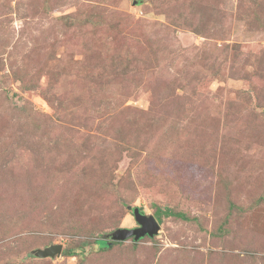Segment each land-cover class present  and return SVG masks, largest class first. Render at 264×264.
<instances>
[{"label": "rangeland", "instance_id": "obj_1", "mask_svg": "<svg viewBox=\"0 0 264 264\" xmlns=\"http://www.w3.org/2000/svg\"><path fill=\"white\" fill-rule=\"evenodd\" d=\"M0 264H264V0H0Z\"/></svg>", "mask_w": 264, "mask_h": 264}, {"label": "water", "instance_id": "obj_2", "mask_svg": "<svg viewBox=\"0 0 264 264\" xmlns=\"http://www.w3.org/2000/svg\"><path fill=\"white\" fill-rule=\"evenodd\" d=\"M130 209V208H129ZM132 215L137 223V227L134 229L120 228L113 231L108 239L111 242H125L132 239L133 242H138L144 237L152 238L159 232L160 225L155 217L146 216L140 213L138 208L132 209ZM63 246L61 244L51 245L43 250H35L32 254L38 258H54L60 256Z\"/></svg>", "mask_w": 264, "mask_h": 264}, {"label": "trees", "instance_id": "obj_3", "mask_svg": "<svg viewBox=\"0 0 264 264\" xmlns=\"http://www.w3.org/2000/svg\"><path fill=\"white\" fill-rule=\"evenodd\" d=\"M141 212V210H139ZM142 213V212H141ZM155 217L156 220L158 221V223L161 221V217H166V218H175V219H180L183 221H187L189 220V218L181 213V212H174L171 209H160V208H156L155 212ZM109 234L106 236V239H95L93 241V245L97 246L99 250H107L111 247V245L113 244H121V242H111L108 239ZM86 243L83 242V246H85ZM65 255H72L74 254V250L73 249H68L67 251L64 252Z\"/></svg>", "mask_w": 264, "mask_h": 264}]
</instances>
